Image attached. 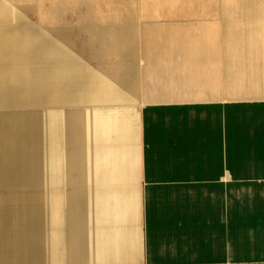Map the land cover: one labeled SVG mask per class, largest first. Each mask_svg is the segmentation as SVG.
Returning a JSON list of instances; mask_svg holds the SVG:
<instances>
[{"label":"crops","instance_id":"obj_1","mask_svg":"<svg viewBox=\"0 0 264 264\" xmlns=\"http://www.w3.org/2000/svg\"><path fill=\"white\" fill-rule=\"evenodd\" d=\"M46 5L39 40L32 11L0 16V121L35 111L48 136L104 156L89 168L95 246L50 214L44 255L23 249L0 201V264H264V0ZM60 171L42 173L47 192L79 183Z\"/></svg>","mask_w":264,"mask_h":264},{"label":"bare ground","instance_id":"obj_2","mask_svg":"<svg viewBox=\"0 0 264 264\" xmlns=\"http://www.w3.org/2000/svg\"><path fill=\"white\" fill-rule=\"evenodd\" d=\"M11 119L0 121V178L3 190L0 201L10 206L3 209V219L19 224L21 234L15 238L17 245L44 255L45 218L48 216L49 219L50 214L53 224L55 220L63 218L70 228L73 246L94 245L92 219L97 209L92 206L89 168L105 163L104 156H90L86 138H83L84 146L80 143L78 148H72L71 136L63 137L61 128L57 136H48L45 128H39L41 119L35 111ZM22 119L27 122L29 141L16 143L19 133L17 121ZM72 168L77 171L79 183L72 187L69 194L65 195L61 188L47 192L48 178L44 179L42 173L46 174L48 170L57 178V170L67 175L73 172ZM59 176L63 177V174ZM51 182L60 186L64 183L62 179ZM27 183L31 186H27Z\"/></svg>","mask_w":264,"mask_h":264},{"label":"rangeland","instance_id":"obj_3","mask_svg":"<svg viewBox=\"0 0 264 264\" xmlns=\"http://www.w3.org/2000/svg\"><path fill=\"white\" fill-rule=\"evenodd\" d=\"M47 9V5H46V0H16V2H11L9 0H0V16L1 18H5L3 17V15H6L8 14L9 17H10V20H9V24L11 25H16L17 24V17H13V14L15 12H18V13H22V12H30L32 11L34 15L37 16V18L39 19L37 22V26H36V38L39 40V35L42 33L43 34V31L44 29L46 28L45 25H43L42 23H40V14H41V11L43 10H46ZM67 8H64V9H55L57 10V12L60 14V16H62V14L64 13V11L66 10ZM35 16V17H36ZM32 18V17H31ZM4 20V19H3ZM5 23V22H4ZM64 22H62V24H60L59 27H55V29L51 28L50 32H65L67 31V26H64L63 24ZM4 24H0V26H2ZM18 25V24H17ZM21 25V24H20ZM55 24H53L54 26ZM52 26V27H53ZM56 30V31H55ZM65 34H67V32H65ZM64 34V35H65ZM58 45L60 46V50L61 51H66V49H70V45H69V42L67 41V37L65 35L64 38L60 37V36H57V39H56ZM47 42H45V44L43 45H46ZM19 45V44H18ZM45 46V49L46 50H43V52H45L46 54L49 52V48ZM16 47V46H15ZM18 49H19V46H17ZM16 47V48H17ZM20 50V49H19ZM21 51H24L23 49H21ZM62 64L64 62H61ZM61 64V65H62ZM34 65L33 63H31V66ZM44 67L42 64L38 63V66H35V67ZM132 110H135V107L133 105H131L129 107V111L130 113L132 112ZM1 113V112H0ZM69 176H71L72 178H75L77 177V174H70ZM27 186H31L30 183H27L26 184ZM71 191V189H68L67 191L63 190L64 194L67 195L69 194V192ZM40 263V262H38Z\"/></svg>","mask_w":264,"mask_h":264}]
</instances>
